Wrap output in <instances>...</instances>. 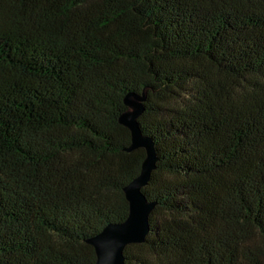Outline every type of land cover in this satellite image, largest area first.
<instances>
[{"label":"trees","instance_id":"16d2710c","mask_svg":"<svg viewBox=\"0 0 264 264\" xmlns=\"http://www.w3.org/2000/svg\"><path fill=\"white\" fill-rule=\"evenodd\" d=\"M142 89L155 204L123 264H264V0H0V264L94 262Z\"/></svg>","mask_w":264,"mask_h":264},{"label":"water","instance_id":"95a60500","mask_svg":"<svg viewBox=\"0 0 264 264\" xmlns=\"http://www.w3.org/2000/svg\"><path fill=\"white\" fill-rule=\"evenodd\" d=\"M144 100V89L139 93L126 92L122 97L125 110L118 114L117 122L129 132V144L124 150L131 151L140 147L144 150V157L137 175L122 187L128 206L125 218L120 222L105 224L97 233L86 239L95 254L92 264H123L124 246L143 242L148 231V214L155 202L145 198L141 187L148 182L157 157L151 138L141 133L137 123V117L144 109Z\"/></svg>","mask_w":264,"mask_h":264}]
</instances>
